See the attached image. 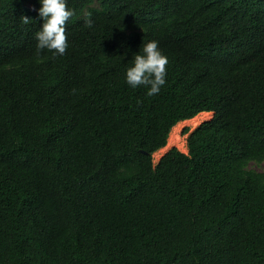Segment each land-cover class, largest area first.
Listing matches in <instances>:
<instances>
[{"label": "trees", "instance_id": "1", "mask_svg": "<svg viewBox=\"0 0 264 264\" xmlns=\"http://www.w3.org/2000/svg\"><path fill=\"white\" fill-rule=\"evenodd\" d=\"M68 2L94 28L69 21L61 56L39 0H0V264H264V0ZM152 40L149 97L125 76Z\"/></svg>", "mask_w": 264, "mask_h": 264}, {"label": "clouds", "instance_id": "2", "mask_svg": "<svg viewBox=\"0 0 264 264\" xmlns=\"http://www.w3.org/2000/svg\"><path fill=\"white\" fill-rule=\"evenodd\" d=\"M39 16L43 20L42 27L36 32L37 51L47 49L53 55H64L69 47L66 29L74 17L83 19L85 27L94 28L92 13L82 10L80 16L75 9L69 7L68 0H39ZM22 22L29 24L32 20L22 16ZM168 57L159 47L156 40L143 43L142 52L134 56V63L126 70V83L131 88L143 86L149 97L161 92L167 82Z\"/></svg>", "mask_w": 264, "mask_h": 264}, {"label": "rangeland", "instance_id": "3", "mask_svg": "<svg viewBox=\"0 0 264 264\" xmlns=\"http://www.w3.org/2000/svg\"><path fill=\"white\" fill-rule=\"evenodd\" d=\"M212 113V112H211ZM213 113L208 117H202V119L198 121H188L184 123L178 124L175 129L173 130L172 134H170V138L172 141L171 147L162 155H159L157 159L154 157V163L157 164L163 155H165L168 151H170L172 148H178L180 151L184 153H188V138L191 132H193L200 124H202L205 121L210 120L213 117ZM171 133V132H170ZM249 170L264 173V162L257 163V162H251L248 166Z\"/></svg>", "mask_w": 264, "mask_h": 264}, {"label": "bare ground", "instance_id": "4", "mask_svg": "<svg viewBox=\"0 0 264 264\" xmlns=\"http://www.w3.org/2000/svg\"><path fill=\"white\" fill-rule=\"evenodd\" d=\"M211 114H212L211 112H202V113L198 114L197 116H195V117H193V118H191V119H188V120L181 121V122H179L178 124H180V123H184V122H188V121H198V120L202 119V117H203V118H204V117H208V116H210ZM198 122H199V121H198ZM178 124H177V125H178ZM177 125H175V126L172 128L170 134H172L173 130L175 129V127H176ZM171 145H172V141H171V138H170V136H169V139H168V143H167V145H166L165 147L161 148L160 150H158V151L154 154L155 159H157V158L159 157V155L164 154V153H165V152L171 147Z\"/></svg>", "mask_w": 264, "mask_h": 264}]
</instances>
